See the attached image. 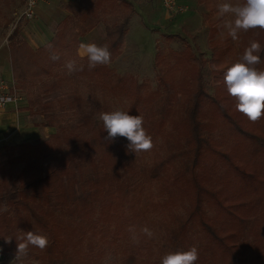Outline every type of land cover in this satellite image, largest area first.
Listing matches in <instances>:
<instances>
[{
  "label": "trees",
  "instance_id": "trees-1",
  "mask_svg": "<svg viewBox=\"0 0 264 264\" xmlns=\"http://www.w3.org/2000/svg\"><path fill=\"white\" fill-rule=\"evenodd\" d=\"M197 1L206 11L210 57L188 45L158 50L155 86L110 66L125 51L132 0L69 2L55 36L37 49L17 31L9 35L15 87L26 94L29 115L42 117L36 126L55 132L0 148L1 255L15 258L16 238L34 231L49 244L30 246L18 264H160L166 253L191 246L196 264H264V117L253 123L238 112L223 82L251 41L261 45L256 68L264 71V31L220 37L222 0ZM16 3L0 0L1 29ZM100 26L97 45L108 47L111 60L89 69L79 45ZM69 59L82 70L69 74ZM115 110L143 117L151 151L135 155L123 137L105 141L99 114Z\"/></svg>",
  "mask_w": 264,
  "mask_h": 264
},
{
  "label": "clouds",
  "instance_id": "clouds-1",
  "mask_svg": "<svg viewBox=\"0 0 264 264\" xmlns=\"http://www.w3.org/2000/svg\"><path fill=\"white\" fill-rule=\"evenodd\" d=\"M220 16L231 14L234 19L227 21L225 27L233 40L238 39L241 31L259 29L264 31V0H244L242 4L220 3L217 5ZM80 56L86 57L88 68L93 69L98 65H107L111 60V53L106 45L95 43H81L79 45ZM261 45L257 41H251L244 50L242 58L233 63L223 74V82L229 96L235 100V108L244 115L250 122H257L264 117V71L256 68L261 62L259 53ZM53 60L59 59L53 55ZM69 74L82 70L75 60L69 59L64 65ZM4 99V98H0ZM11 98L4 99L10 102ZM99 119L103 122V129L107 132L105 141L111 143L117 137L126 138V148L129 152L136 154L151 151L154 147L152 137L144 128L143 117L130 115L129 112L115 110L101 112ZM143 232L151 238L153 232L144 228ZM135 239V237H133ZM13 237L4 238L5 243H11ZM17 250L11 264H18L22 257L27 256L29 247H36L44 250L49 240L46 235L34 231L24 232L22 237L16 238ZM2 252V249H0ZM199 259V252L196 246L187 250L171 251L162 256L160 264H196Z\"/></svg>",
  "mask_w": 264,
  "mask_h": 264
},
{
  "label": "rangeland",
  "instance_id": "rangeland-1",
  "mask_svg": "<svg viewBox=\"0 0 264 264\" xmlns=\"http://www.w3.org/2000/svg\"><path fill=\"white\" fill-rule=\"evenodd\" d=\"M41 1L42 0L39 1L36 7L35 18L32 21H26L23 20V18H20L26 3L23 6L20 0H16L17 5L15 8L7 11L8 19H10L9 28L0 30L2 47L9 48L8 37L14 31H17L20 37L27 41L24 38V32L26 29L30 28L29 23L35 22L39 13L46 11V8L41 5ZM60 1L65 5L64 0ZM132 1L135 4L136 13L130 22L125 51L121 57L110 65L118 73H130L136 76L139 80L149 82L152 86H155L156 78L153 60L158 50H166L167 48L181 50L188 45L191 46L195 52L202 53L208 58L210 57L209 25L204 22L202 16L206 11L197 0H175L177 6L176 13H171L166 10L162 5L161 0ZM225 2L237 5L233 0H222V3ZM217 18L218 16L215 15L214 19ZM233 19L234 17L231 14L224 15L219 19L218 25L222 26L219 35L220 37H223L226 31H228L225 27V23ZM103 35L104 29L102 26L98 27L90 34L95 43H99L103 38ZM172 35H180L184 37L186 41L183 42L180 39L168 41L166 37ZM211 70L212 67L207 66L204 72L205 82L210 91H212L213 88ZM10 84H14L15 86L14 81L13 83L10 82ZM17 90L21 93V99L17 105H11L14 112L21 121H25L27 128H32V125H34L37 128L36 131L38 132L41 130L42 133L41 136L33 137L29 141L36 144L47 140L55 130L52 129V133L48 131L45 132L44 129L46 127L36 126L42 122V117L29 115V112L26 110V107L28 106L26 94L20 89ZM22 106L24 108H22ZM12 145L14 144H11V146ZM0 148H3V146ZM13 260L14 258L1 255L0 253V264H11V261ZM116 261L117 259L113 257H110L107 260L109 263Z\"/></svg>",
  "mask_w": 264,
  "mask_h": 264
},
{
  "label": "crops",
  "instance_id": "crops-1",
  "mask_svg": "<svg viewBox=\"0 0 264 264\" xmlns=\"http://www.w3.org/2000/svg\"><path fill=\"white\" fill-rule=\"evenodd\" d=\"M74 0H64L63 5L60 0H42L41 5L46 8L45 12H40L35 22H30V28L24 32L25 39L28 44L37 49L44 44L48 43L56 34L58 24L68 15L65 6ZM64 6V7H63ZM97 29V28H96ZM94 29L93 31H95ZM0 30H2L0 28ZM92 31V32H93ZM90 32L86 35L81 43H95L94 39L90 36ZM95 44H98L95 43ZM81 49H78V54ZM80 56V54H79ZM81 57V56H80ZM0 78L13 83V75L11 70L9 48H4L1 45L0 35ZM26 107V106H25ZM22 108H24L22 106ZM36 127L27 128L25 121H21L17 114L14 112L13 107H7L5 110L0 111V147L30 142L33 137L41 136V130L36 131ZM42 129V128H40ZM45 132L52 133V128H45ZM32 143V142H31Z\"/></svg>",
  "mask_w": 264,
  "mask_h": 264
},
{
  "label": "built area",
  "instance_id": "built-area-1",
  "mask_svg": "<svg viewBox=\"0 0 264 264\" xmlns=\"http://www.w3.org/2000/svg\"><path fill=\"white\" fill-rule=\"evenodd\" d=\"M40 0H26L23 13L20 18L26 21H32L35 18L36 7ZM163 7L171 13L177 12V6L175 0H161ZM0 98H11L10 102H4V99H0V111L5 110L11 105H17L21 99V93L15 88L14 84H10L7 81L0 78Z\"/></svg>",
  "mask_w": 264,
  "mask_h": 264
}]
</instances>
